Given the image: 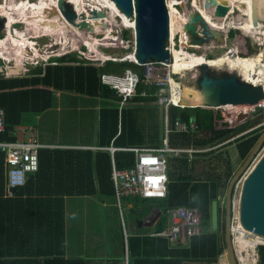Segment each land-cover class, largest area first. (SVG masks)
<instances>
[{
	"label": "trees",
	"instance_id": "obj_1",
	"mask_svg": "<svg viewBox=\"0 0 264 264\" xmlns=\"http://www.w3.org/2000/svg\"><path fill=\"white\" fill-rule=\"evenodd\" d=\"M234 34V31L231 32L232 36ZM70 53L54 58L48 64L37 65L24 75H0V108L6 114L5 130L0 132V142L17 141L16 131L24 125L25 116L43 114L56 105L55 93L60 91L62 94L65 91L67 101L71 100L73 104L78 102L74 99H81L82 102L84 99L102 100L99 148L113 145L122 150H117L112 155L109 150H101L95 154L85 150L60 151L52 150L51 147L42 149L37 174L29 176L25 187L13 191L7 182L9 166L6 164L5 154L0 151V264H90L89 260L83 258L67 259L64 256L66 199L101 196L116 201L112 172L114 168L126 170L135 166L136 155L129 149L163 146L164 117L157 112L154 95L157 89L141 83L137 97L122 105L118 91L102 80L104 74L121 75L129 68L138 72L142 78V67L114 61L104 65ZM204 60L213 61L212 58ZM143 93H146L145 97ZM169 113L172 123L177 120L186 124L195 123L199 132L171 134V145L211 149L228 140H235L221 146V149L197 154L196 159L185 156L168 159V195L165 199H160L163 200L162 207L196 209L206 230L201 236L192 238L189 246L183 248H170L161 238H129V247L135 256L134 264H183L185 261L215 264L227 251L226 212L219 206L218 231H210L212 204L218 200L219 190L226 192L228 183L235 174L234 164L224 150L234 145L243 162L262 135L264 127L239 137L248 130V126L235 130L217 129L218 122L223 121L224 125L230 120L224 113L176 107H171ZM207 133L210 139L204 138L203 135ZM214 160L222 162L223 166L226 162L223 172H219L218 164L213 165ZM202 163L207 164L198 174V165ZM66 166L72 168L74 173L65 179L63 177L68 173L63 175L58 170ZM64 188H68V191L61 193ZM24 204L33 205L36 208H32L38 210V214L31 218L33 224L29 228L23 224L25 220L20 213ZM22 245L30 246L31 252L36 249V254L46 257H4L9 255L7 252L18 255L21 252L19 250L23 249ZM15 247L17 248L10 252ZM257 251L260 256L259 264H264V245L258 246ZM221 263L225 264L226 260Z\"/></svg>",
	"mask_w": 264,
	"mask_h": 264
},
{
	"label": "water",
	"instance_id": "obj_2",
	"mask_svg": "<svg viewBox=\"0 0 264 264\" xmlns=\"http://www.w3.org/2000/svg\"><path fill=\"white\" fill-rule=\"evenodd\" d=\"M120 11L128 18L135 17L136 34V58L140 65L147 62H169L171 57L167 50L170 37V16L166 7V0H112ZM198 4L193 6L187 15V22L183 32L189 36V42L184 43L188 50H196L205 46L213 49L224 47L227 44L226 26L215 27L203 16L200 6L209 16L217 22H234V15L245 13L250 10L253 25L259 28L258 23L264 24V0H252L251 6H247L241 0H193ZM262 6V14L259 16L258 7ZM57 11L54 12L56 20L53 25L62 30L60 37H68L71 28L83 29L89 26V19L97 21L100 31L108 30L106 18H110L107 10H94L86 5L83 12H77L68 0H58ZM247 16V14L245 13ZM11 17V15H8ZM58 16V17H57ZM36 17L28 16L27 23L33 22ZM118 20V18H117ZM116 20V21H117ZM9 26V18L3 20ZM116 25V23H115ZM227 25V24H226ZM12 26V25H11ZM53 27V26H52ZM228 27V26H227ZM12 27H9V29ZM55 34V33H54ZM10 41L18 38L15 31L11 29ZM9 40V39H8ZM77 41V44H81ZM215 44V45H214ZM213 45V46H212ZM214 67L202 64L197 69L201 72L197 78L199 87V101L192 102L191 99L183 98L184 109H211L220 110L226 107H254L264 102V86L255 85L235 71H216L219 76L211 74ZM248 119V114L237 118H230L231 124H239ZM264 141V133L247 155L241 167L235 172L226 188L225 210H226V241L227 261L226 264H238L236 260L232 218L235 206V185L245 173L242 181L238 199V212L242 227L249 232L264 237V152L252 165L253 159L259 153ZM15 192V191H14ZM218 202L212 205V225L217 230L219 221Z\"/></svg>",
	"mask_w": 264,
	"mask_h": 264
},
{
	"label": "built area",
	"instance_id": "obj_3",
	"mask_svg": "<svg viewBox=\"0 0 264 264\" xmlns=\"http://www.w3.org/2000/svg\"><path fill=\"white\" fill-rule=\"evenodd\" d=\"M177 4H170L169 0H166V7L171 15L172 8H179L185 3V0H178ZM180 12H182L180 10ZM184 15H188L186 11L182 12ZM186 21H187V16ZM0 18H5L0 14ZM118 20L122 21L121 16L118 15ZM133 26L130 28L135 29V17L131 18ZM116 23L115 28L118 29L119 25ZM114 28V30H115ZM120 34L121 32L118 31ZM114 33V32H113ZM111 33V37H113ZM122 35V34H121ZM99 43L104 45L105 39L100 36ZM116 40H120L121 36L116 35ZM124 43L119 46V52L111 54L109 58H121L123 55L124 60L142 67L144 74L140 77V74L133 70H127L123 75L119 74H104L102 76L103 83L111 86L118 91V95L122 100V105L127 102L129 98L135 97L137 87L143 83L147 87H155L157 92L154 94L156 97L157 106L164 109L165 129L166 134H169L170 130H177L180 133H188L191 130H195V123L186 124L182 120H177L175 123L170 121L169 109L171 107L184 109L182 106V100L179 103L176 101L177 97L182 95V87L176 86L174 76L183 73H177L174 69L175 51L188 50L184 43L189 42V36L183 32V29L177 31L175 35L171 32L170 22V37L167 43V50L170 54L169 62H147L140 65L136 58V34L133 33V38L129 39L124 37ZM127 41V42H126ZM127 46V47H126ZM126 48H130V51L123 53ZM124 50V51H123ZM189 51V50H188ZM226 55L232 57L237 56L236 51L230 49ZM185 72V71H184ZM252 83V82H251ZM255 85H262L264 83L257 82ZM145 97L146 93L142 94ZM137 97V95H136ZM243 108V109H242ZM241 109L243 111H241ZM222 110L226 111L227 117L237 118L241 115L254 114L256 110L264 111V102L259 103L254 107H226ZM5 111L0 108V132L5 130ZM264 120V113H263ZM264 127V122L260 124L256 129ZM18 135V133H17ZM49 145H44L38 142L36 137L28 141L17 140L15 142H0V151L5 154V161L9 170L7 172V182H9L10 190H19L27 185L30 175H36L40 167V152L42 149L50 148ZM118 149L110 147L109 151L112 155ZM136 155V164L134 167L126 170L113 169L112 180L115 188V198L118 206L120 207L122 201L128 198L140 197L142 199H165L168 195V183L169 177L167 175V164L170 155H179L184 151L171 148L168 146L167 139L165 140V146L160 148H133L129 149ZM261 156V154H260ZM113 158V156H112ZM114 161V159H113ZM244 177L240 179L235 187V191H240L242 181ZM239 194V192H238ZM169 218V225L162 236L165 237L171 243H183L188 242L190 238L195 236H201L203 234V224L200 215L197 210L188 207L171 208L167 212ZM240 222V219H239ZM239 229L233 227L234 232L245 231V236L254 244V246L264 245V237L256 235L255 233L246 231L241 222L238 224ZM240 264L246 263V258L242 260L238 256ZM247 264H250L247 259Z\"/></svg>",
	"mask_w": 264,
	"mask_h": 264
},
{
	"label": "rangeland",
	"instance_id": "obj_4",
	"mask_svg": "<svg viewBox=\"0 0 264 264\" xmlns=\"http://www.w3.org/2000/svg\"><path fill=\"white\" fill-rule=\"evenodd\" d=\"M28 1L29 0H0V5H1L0 8L1 7L4 8V7L10 6V5H12L11 7H13L16 4L19 9L20 8L22 9V7H25V9H27ZM31 1H32V3H31L32 6L43 7V6L47 5L48 3L49 4H51V3L56 4L58 0H51V1L50 0H31ZM78 1H82V3H84V4H88L91 7H95L94 0H78ZM96 5H97V3H96ZM193 6H194L193 0H185L184 6L182 5V7H180L179 9L182 12L186 11V13H189L192 10ZM261 9H262V6H260V8H259V14L260 15L262 14ZM52 10H53V7H52ZM52 10L50 8H47L46 10H44V13L42 14V18L39 20L38 23L37 22L27 23L29 21H26V19H28V18H26V19H22L20 22H17V24H14L13 26H11L14 29H20L21 30L22 24H23L24 25L23 27H25V28H23L24 31H19V30L18 31L24 33L25 38H26L25 39L26 43L29 42V43L35 44L34 48H36V49L38 48V50L37 51L32 50V52L29 53L28 49H26L25 52H27V55H23V53H22V55H20V57H17L16 55H14L13 60H11V58H9L10 61H6L2 57H0V75H4V76L24 75V74L28 73L31 70V68L36 67L37 65L48 64L54 58H57L60 56L63 57L64 55L69 54L70 52H71L70 54L76 53L78 55V57L81 59L94 60L95 62L99 61V62L103 63L104 65H106L108 62H111V61L118 62V63L126 62V61H120V60H124V57L114 59V58H109V56L111 54L113 55V54L119 52V46L121 45L122 42L124 43L123 39L127 33H128L129 39L133 38V33L135 32V29L124 26V24H122V21L117 20L116 15H114V13H111L110 11H108V12H109V15H111L109 17H111L112 21L110 23H107L108 28L115 27V23H118L117 26L119 25L118 29L115 28L114 33H113V37L110 36L111 34L110 35L106 34V32H108L107 30H104L101 32L100 29H92V28H88V27L83 28V33L85 34L86 37L87 36L90 37V35H91L94 38V40H96L97 50H99L98 52H93L92 48H90L87 45L88 44L87 42H81L79 40H78V42L81 44H77V41L72 42L71 41V34H69L68 38H66V37L64 38L63 36L61 37L62 38L60 40L61 45H59L60 46L59 48L54 49V50L49 49L47 51L44 50L42 45L46 42L50 43L51 39H53V38H54L53 40L56 41V38L54 36L49 37L53 33H51L48 36L37 37L36 32H38V29L48 31V28H51L53 30H56V29L59 30V28H58L59 26L55 27V25H53V23L56 19V15L52 16L50 23H45L44 26L41 25V23H40V21L48 20L49 12L51 13ZM236 15H238V16L234 15V17H235L237 24L232 26L233 29L231 28L230 25H228L229 24L228 22L230 21L229 19H228V22L226 23L227 25H226L225 29L228 32L227 34H229V31H231V32L234 31L235 34H234V36H232L231 32H230L229 38L227 39V44L224 47L220 46L218 48L213 49V47H211V46L210 47L205 46V47L200 48V49H196V50L193 49V50H189V51L192 52L193 54L201 57L202 59L212 58L213 59L212 62H214V63L217 61L224 60V59H225V61H228L231 59H232L231 61H234V59L237 61H246L247 60V61L252 62L255 66H259V67L264 69V31L253 32L252 30H248L249 28L247 29L246 27H244V30L241 29L240 28L241 22L243 24V22L246 20V18L241 17L239 14H236ZM53 17H55V18H53ZM52 19H54V20H52ZM207 19H209V16L207 17ZM246 22L247 21H245V23ZM19 23H21V24H19ZM90 24L91 23H89V25ZM127 26H132V22L130 23V25H127ZM263 27L264 26H262V28ZM245 30L247 32H250V33H247ZM118 31H120L122 35ZM104 33L106 34V37L103 36ZM8 35H9V33L7 32V34H5V36L3 37L4 39L1 41H4V40L6 41V39L8 38ZM96 35H100V36H102V38L105 39L104 45L106 44V46H102L97 41ZM116 35L117 36L120 35L121 39L116 40V38H115ZM30 36H32L33 38H30ZM36 41H39V43L41 42V44L37 45L38 42L36 43ZM58 42H59V39H58ZM249 46L255 50L258 49L259 52L257 54H255L254 52L253 53L249 52ZM76 47H78V48L76 50H74V48H76ZM83 48H85V49H83ZM230 49H233V50L236 49L235 50L236 55H238L239 59L237 58V56L232 57L231 55H226V53L229 52ZM128 51H130V48H126V50L123 53L125 54V52H128ZM18 52L20 53L21 51L18 50ZM37 52H38V54H37ZM28 53H29V55H28ZM102 55H105V56H102ZM205 56H207V57H205ZM226 57L228 60H226ZM245 58H250V59H245ZM254 59L257 61H255ZM226 65L227 64H225L222 67H214V68H218L220 70L229 71V72L234 71V70H230L228 68V66H226ZM197 68L193 71H190V72L185 71L183 74L174 76V80L182 87V89L187 88L188 94L190 95V97L192 99H195V100H198V98H199V94L197 93L198 85H197L196 81H197V78L200 74V71ZM127 70H132V69H130V68L126 69L125 72ZM121 75H123V74H121ZM137 92H138V87H137ZM63 93H65V91ZM55 94H56V101L55 102H58L57 101V94H60V91H57V93H55ZM136 95H137V93H136ZM136 95H135V97L129 98L127 100V102L132 101L133 98H136ZM75 100H78L77 104H73L71 100L66 101V103L64 104V106L68 107L67 109L69 110V112H67L65 114V117H64V119L67 120V122L65 123V127H64L65 128L64 133L67 135V137L69 139L71 137L74 138L75 135H77V134L83 135L86 132V126H85V122H84V116L85 115H83V112H82L83 107H84L83 102L81 101V99H74V101ZM209 110H211V109H209ZM212 111L221 112V113L226 114V111H224L222 109L212 110ZM241 111H243V110L241 109ZM157 112H159V115L163 116L164 109L158 107ZM263 113H264L263 110H256L254 114H251V116H248L249 121L246 122L244 127H247L248 125H250L251 127H253V126L256 127L257 125L262 124L264 122ZM35 117H36V115H34V114L26 115L24 118V124L27 126H34V124H36V122L35 121L33 122V118H35ZM250 118H252V119H250ZM221 124H222L221 122L218 124L219 125L217 127L218 130L223 131V130L229 129V128H227V126L225 127ZM233 130H235V129H233ZM19 131H20V133H18V136H20L21 134L24 135V130H19ZM174 133H175L174 130L169 131V134H174ZM176 133H180V132L177 131ZM261 133H264V130ZM181 134H187V133H181ZM33 136L36 137L35 135H33ZM203 136L205 139H208L210 137V135H208V133L204 134ZM234 140L235 139H233L231 141H234ZM195 149H197L196 151H198V153H195V154H202L205 152H209L214 148L212 147L210 149V148L206 147L205 149H198V148H195ZM218 149H221V147ZM263 152H264V141L261 145L259 153L253 159L250 166H252L258 160V158L260 157V154H262ZM200 158H202V157H200ZM230 159H232V162L235 165V172H236L241 167V164L243 162L239 158V156L237 154V148L235 146L230 147ZM206 164L207 163H202V164L198 165V170H197L198 174L204 170ZM216 164H218L217 167H218V169H220L219 172H223L224 168L226 167V162H224V166H223L222 162L219 163L216 160H214L213 165H216ZM248 171H249V168L246 170L245 173H247ZM245 173L243 174L242 177H245V175H246ZM240 179H239V181H240ZM237 183H236L235 187L237 186ZM238 192L240 193V191H235V193H234L235 206H234V212H233V218H232V221H233L232 233H233V242H234V250H235L236 260L238 261V264H240L239 260H238V256H239V258H241L242 260H244L246 258L245 264H247V259L249 260L250 264H259L260 256H259V253L257 251L258 246H254V244L249 243L248 244L249 246L245 245L246 247H242L241 240H239L240 237H237L239 233L233 231V227L235 226V228L238 230L239 227H237V226H238V224H240V222H239L240 216H239V212H238V199H239ZM225 196H226V194H223V196H222L223 207L225 206V198H226ZM144 200H148V199H144ZM83 201H87V202H85V204L90 205V206H93L96 204L95 200H84L83 199ZM162 203H163V200H159V199H152V200H148V201H143V200L137 199V198H130L129 200H123L122 201V215H123L122 218H124L127 228L129 229L131 223H134L136 220L138 221L139 220L138 217L141 216V214L143 215L142 210H146L147 208H148L147 210H150V211H152V208L154 209V211L151 213H159L160 209H161L162 214L163 215L166 214L165 208H163L161 206ZM128 204H130V205H128ZM156 209H158V210H156ZM116 212L119 215L118 210H116ZM141 220H142V222L144 221L143 219H141ZM102 222H105V221L102 220ZM168 225L163 230L156 232L154 235L157 237H161V238L165 239V237H163L162 234L167 229H169V228H167ZM218 225H219V221H218ZM128 232L130 233V231H128ZM195 237H198V236H195ZM244 237L246 238L245 235H244ZM192 238H194V237H192ZM192 238H190L188 242L175 243V244H177V246L182 247V248L188 247L189 246L188 244L190 243ZM225 255H224V257H225V260L227 261V256H225ZM222 261H224V259H222ZM221 262H219L218 264H220ZM125 264H128V261L126 259H125Z\"/></svg>",
	"mask_w": 264,
	"mask_h": 264
},
{
	"label": "crops",
	"instance_id": "obj_5",
	"mask_svg": "<svg viewBox=\"0 0 264 264\" xmlns=\"http://www.w3.org/2000/svg\"><path fill=\"white\" fill-rule=\"evenodd\" d=\"M2 9L4 10V8L3 7L0 8L1 12H2ZM1 12L0 14L3 16ZM239 15L241 17L247 18L245 13H239ZM235 16H238V15L235 14ZM228 23H229L228 25L232 24L231 26L236 25L237 22L235 20V17H234V22L230 20ZM258 25H259V28L252 27L253 32L264 31V27L262 28L264 24L262 22H259ZM240 28L244 30V26L242 25V23L240 25ZM248 30H251V29H248ZM247 33H250V32H247ZM237 58L239 59L238 55H237ZM245 59H250V58H245ZM57 101L58 102H55L56 105H54L52 108L48 109L46 112H44L41 115H36V117L33 118V122L34 121L36 122L34 126H27L24 124L23 126L18 127L16 131L17 140L28 141L34 137L33 135H35L38 142L44 145L51 146L52 150H60V151L85 150V151H93L96 154L98 153V151H101V150L108 151L110 147L116 148L118 149V151L122 150L121 148L115 147L113 145H111L110 147L103 146L104 148L102 149L99 148L100 147L99 145V142H100V130H99L100 111L102 109L101 106L103 104L102 100H98V101L96 100L92 101L89 99L83 100L84 107H83L82 112H83V115H85L84 122L86 126V132L83 135L77 134L75 135L74 138L71 137L70 139L64 133L65 123L67 122V120L64 119V117H65V114L69 112V110L67 109L68 107L64 106V104L67 101L66 94L64 93L57 94ZM205 110H209V109H205ZM163 117H164V113H163ZM163 121H164L163 146H165V140L167 139V143L169 147L184 151L183 153L177 156L170 155L168 159L174 158V157H181V156L188 157L189 159L198 158L196 156L197 154H195V153H198L195 147H192V146L185 147L183 145H178V146L171 145L169 141V136L171 134H168V135L166 134L165 118ZM247 121H249V119L242 121V123H239L238 125L229 123L230 120L226 121L223 125V121H221L222 123L221 125L225 127L227 126V128H229L228 130H233L237 128H243ZM258 126L259 125H257L256 127L254 126L251 127L250 125H248V130L245 131L244 134H242L239 137L246 136L247 134L256 130ZM19 130H24V135L21 134L20 136H18L17 133H20ZM174 131H175L174 134H181V133H176L177 130H174ZM195 133L196 134L199 133L197 131V126L195 130H191L187 134H195ZM231 140H228L222 144L215 145L214 149H218L219 147L225 144H228L229 142H231ZM230 147H227L225 150L223 149L224 151L227 152L229 156H230ZM237 154H238V151H237ZM231 162H232V159H231ZM58 172L62 173L63 175H66L68 173L66 176L63 177L65 179L67 176L74 173L73 169L68 166L64 168H60ZM67 191H68V188H64V190H62L61 193H66ZM223 194H226V192L224 193L223 191L219 190V198H218L219 201L218 200L216 201L218 202V208L220 206L222 209H225V206L223 207V204H222ZM83 199L84 200H95L96 204L93 206L87 205L85 204V202L87 201H83ZM137 199H141L144 201V199L140 197H138ZM126 200H129V199H126ZM145 201H148V200H145ZM24 205L25 206H21L20 213L23 219L25 220L23 224H25V227L27 226L29 228L33 224L31 218L34 217L36 214H38V210L37 209L35 210L34 208L36 207H34L33 205H29V204H24ZM147 209L142 210L143 215L141 214V216L138 217L139 218L138 221L136 220L134 223H131L128 229L125 224L124 218H122L123 216L122 215V204L119 207L115 199L101 198V196L66 199V203H65V253H64L65 258L67 259L83 258V259L89 260L90 264H125V259H126L128 261V264H134L135 256L129 247L130 246L129 238H144L146 236H149L151 238H161V237L155 236L154 234L156 232L163 230L169 224V218L167 217L166 212L170 210L171 208L165 209L166 214L164 215L162 214L161 209H160L161 213L160 212L151 213L154 211V209L152 208V211L147 210ZM116 210H118L119 215L117 214ZM218 212H219V209H218ZM141 219H143L144 221L142 222ZM102 220L105 222H102ZM205 230L206 228L203 226V234ZM128 231H130V233ZM210 231L216 232L218 231V228L217 230H214L213 225H212V229ZM244 235L245 234H239L237 237H240L239 240L244 241L243 242L244 246L245 245L249 246L248 244L250 243V241L244 239L245 238ZM161 239H164V238H161ZM164 240L167 242L170 248L179 247L177 246V244L171 243L167 239H164ZM16 248L17 247L11 248L10 252L12 250H15ZM22 248H23L22 250H19L21 252H19L18 255L15 256V254H12V253L10 255V253L7 252L9 255H6L4 257L33 258V259H36V258L43 259V257H46L44 255L36 254L37 253L36 249L33 250V252H31L30 246L23 247L22 245ZM222 259H224L225 261L224 255L221 257V260L219 262H221ZM218 263H215V264H218ZM183 264H210V263H206L204 261H195V262L185 261L183 262Z\"/></svg>",
	"mask_w": 264,
	"mask_h": 264
},
{
	"label": "bare ground",
	"instance_id": "obj_6",
	"mask_svg": "<svg viewBox=\"0 0 264 264\" xmlns=\"http://www.w3.org/2000/svg\"><path fill=\"white\" fill-rule=\"evenodd\" d=\"M68 1H69V4H72L74 6L75 10L78 13L85 11L86 5H88V4L82 3V1H78V0H68ZM169 1H170V4H172V5L176 4V0H169ZM241 1H243V3H244L245 0H241ZM96 3H97V5H96ZM251 4H252V0H251ZM251 4H250V6H251ZM94 5H95V7H91L89 5L88 6H89V8H93L94 10H98V11L99 10L110 11L111 13H114V15H116V17H118V15H119V16H121L122 24H124V26H126V27H131V26H127V25H130V23L132 22L131 19L128 18L127 16H125L120 11L118 6H116L114 4V1H112V0H94ZM197 5L198 4L196 3V1H194V6L197 7ZM11 6L12 5L6 6V7H4V10H2V12L0 11L3 14V17H8L9 18V24H17V22H20L22 19L28 18V16L36 17V19L33 22H37L38 23L39 20L42 18V14L44 13V10H46L47 8H50L52 10V7H53L54 12L57 11L56 10L57 6L54 3H51V4L48 3L47 5H45L43 7H34V6H32L30 0L28 1L27 9H25V7H22V9L21 8L19 9L16 4L13 7H11ZM183 6H184V4H183ZM198 8L201 9V12H202L203 16L207 19L209 14L206 13L200 6H198ZM258 11H259V7H258ZM175 13H179L180 16H182L185 19L184 22L186 21V17L185 16H187V15H184L182 12H180V10H178L175 7L171 9L170 22H171L172 35H175L177 33V30H176L177 27L175 26L174 22H172V17H174ZM245 13L247 14V18L246 19L250 20L252 22V24H253L252 14L251 13L249 14V12H247V11H245ZM9 14L11 15V17L8 16ZM15 15L18 16V17H16ZM106 20H108V21H105V23H110L112 21L111 17L110 18H106ZM207 20L210 22L211 25H213V26H215L217 28L218 27H222V26H226V23L224 24V23L217 22V21H214V20L211 21L210 18L207 19ZM89 22L91 23L89 25L90 26L89 28L99 29L98 25H97V21H92V20L89 19ZM19 24H21V23H19ZM133 24L134 23H132V26H133ZM242 25L244 27H246L247 26V22L246 23L244 22ZM113 28H115V27H113ZM113 28H108V30H107L108 32L105 31L106 34L110 35L111 33H113L114 32ZM231 28H232V26H231ZM246 28L247 29L248 28L251 29L252 27L247 26ZM59 31H62V30L59 29ZM15 34L18 36V38H14L12 41H10L11 37H10V34H9L8 38L6 39V41H4V43L0 47V57L5 59L6 61H10L9 58H11V60H13L14 55H16L17 57H20V55H22V53H23V55H27V52H25L26 49L31 50V52H32V50H36L37 51L36 48L34 49L35 44L29 43L30 44L29 45L28 43H26L25 40H23V37H25L24 34L18 35V33H16V32H15ZM70 34H71V41L72 42H74L76 40H79L81 42H87L88 43L87 45L90 48H92L93 52H98L99 51V50H97V46H96L97 42H96V40H94V38L91 35H90V37H88V36L86 37L85 34L83 33V29L71 28ZM106 34L104 33L103 36L106 37ZM96 38H97V41L99 42L100 35H96ZM18 50H20L21 52L19 53ZM29 53H28V55H29ZM37 54H38V52H37ZM102 56H105V55H102ZM121 56L123 57V55H121ZM226 60H228L227 57H226ZM231 60L225 61V59H224V60H221V61H217L215 63L214 62H208V61H205L201 57L193 54L192 52H190L188 50L177 49L175 51L174 69H175V71L177 73H184V71H186V72L193 71V70H195L197 67H199L202 64H208L209 66H212V67H222L225 64H227L226 66H228V68L230 70H234V71L236 70L237 72H239V74L245 80H247L249 82H252V83H257V82L264 83V69L263 68H261L259 66H255L252 62L247 61V60L246 61H237L235 59H234V61H231ZM175 84H176V86L179 85L176 81H175ZM183 98L191 99L192 102L199 101V98H198V100H195V99H192L190 97V95L188 94L187 88H183L182 89V95H181V97H177L176 101L179 103L180 100L183 101ZM239 234H246V232L242 231ZM244 239L250 241L247 237L244 238ZM243 242L244 241H241V245H242V247H245ZM250 243L252 244L251 241H250Z\"/></svg>",
	"mask_w": 264,
	"mask_h": 264
},
{
	"label": "flooded vegetation",
	"instance_id": "obj_7",
	"mask_svg": "<svg viewBox=\"0 0 264 264\" xmlns=\"http://www.w3.org/2000/svg\"><path fill=\"white\" fill-rule=\"evenodd\" d=\"M31 1V0H30ZM51 1V0H50ZM31 3H32V1H31ZM57 3H58V1H57ZM57 3H56V5H57ZM244 3H246L247 4V6H249L250 7V4H251V0H245L244 1ZM248 12H249V14L251 13V11L250 10H247ZM54 14V10H52V13H50L49 12V19L48 20H43V21H40V23H41V25H45V23H50V21H51V18H52V16H54L53 15ZM16 16V15H15ZM16 17H18V16H16ZM53 18H55V17H53ZM183 17L182 16H180V14L179 13H175L174 14V17H172V22H174V24H175V26L177 27V31L179 30H182L183 29V27H184V25H185V23H186V21L184 22V18L182 19ZM209 18H210V20L211 21H213V19L209 16ZM5 18H0V41L1 40H3L4 38V36H5V34L8 32L9 34L11 33V29H13V31H15L16 33H18L19 35L22 33V32H19V31H24V29L23 28H25V27H23V25H22V29L20 30V29H14V28H10L9 29V27H11V25L13 26L14 24H9V26L5 23V22H3V20H4ZM53 20V19H52ZM56 20V19H55ZM246 21H247V26H249V27H254L253 26V24H252V22L250 21V20H247L246 19ZM245 22V21H244ZM243 22V23H244ZM215 24V23H214ZM246 26V27H247ZM19 30V31H18ZM251 30H253V28H251ZM60 32H62V31H59L58 29H56V30H53V29H51V28H48V31L47 30H41V29H38V32H36V35H37V37H40V36H48V35H50L51 33H53L52 35H50L49 37H55L56 38V41L55 40H53V39H51V42L50 43H48V42H46V43H44L43 45H42V47H43V49L44 50H54V49H57V48H59L60 46L59 45H61V42H60V40L62 39L60 36H58V35H56V34H59ZM230 32L231 31H229V34H227V39L229 38V35H230ZM55 33V34H54ZM228 33V32H227ZM22 34H24V33H22ZM30 38H33L32 36H30ZM65 38V37H64ZM66 38H68V37H66ZM26 38L25 37H23V40H25ZM58 39H59V42H58ZM5 41V40H4ZM4 41H1L0 42V47H1V45H2V43L4 42ZM38 42V43H37ZM36 43H37V45L38 44H41V42L39 43V41H36ZM39 47V46H38ZM35 49V48H34ZM37 50H38V48H37ZM28 52H31L29 49H28ZM249 52H251V53H255V54H257L259 51H258V49H253L252 47H250L249 46ZM205 57H207V56H205ZM216 71H221L220 69H218V68H213V70H212V72H211V74H213L214 76H219L220 74H218ZM200 74H201V72H200ZM198 89H199V87H198Z\"/></svg>",
	"mask_w": 264,
	"mask_h": 264
}]
</instances>
